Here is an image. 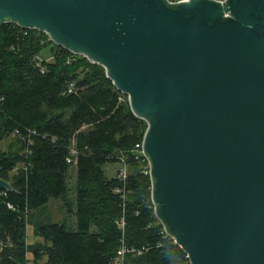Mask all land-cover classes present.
<instances>
[{
    "label": "water",
    "instance_id": "1",
    "mask_svg": "<svg viewBox=\"0 0 264 264\" xmlns=\"http://www.w3.org/2000/svg\"><path fill=\"white\" fill-rule=\"evenodd\" d=\"M11 22L128 97L155 216L191 264H264V0H0Z\"/></svg>",
    "mask_w": 264,
    "mask_h": 264
},
{
    "label": "trees",
    "instance_id": "2",
    "mask_svg": "<svg viewBox=\"0 0 264 264\" xmlns=\"http://www.w3.org/2000/svg\"><path fill=\"white\" fill-rule=\"evenodd\" d=\"M47 42L38 30L0 24V144L15 136L19 145L0 150V177L13 188L0 192V264H115L123 244L136 249L129 264H191L155 216L136 159L146 122L102 66L53 42L60 59L38 63ZM122 159L131 167L125 207L114 193L122 183L104 170ZM74 166L75 223L37 225L42 241L28 244V216L66 196Z\"/></svg>",
    "mask_w": 264,
    "mask_h": 264
},
{
    "label": "rangeland",
    "instance_id": "3",
    "mask_svg": "<svg viewBox=\"0 0 264 264\" xmlns=\"http://www.w3.org/2000/svg\"><path fill=\"white\" fill-rule=\"evenodd\" d=\"M51 45H52L51 43L47 42V46L43 50H41L40 52L41 61L46 60L49 62H55L60 59V56H57L56 54L57 52L56 48H53ZM54 51L56 52L54 53ZM18 146L19 145L16 143V137L10 136L0 144V150L1 151L16 150L18 149ZM23 166H24L23 164L19 165V167H23ZM19 167L16 168L9 175L10 179L13 178V174L17 173ZM120 168L121 165L118 162L108 163L104 166L105 173L108 177L116 176ZM75 208H76V175H75V169L71 168L68 179V190L66 196L61 200H51L48 204L34 211L32 214L28 216L27 243L35 244L38 241H42L41 238L35 235V228L37 225L43 223L46 224L63 223V222H67L69 224L75 223L76 221Z\"/></svg>",
    "mask_w": 264,
    "mask_h": 264
},
{
    "label": "built area",
    "instance_id": "4",
    "mask_svg": "<svg viewBox=\"0 0 264 264\" xmlns=\"http://www.w3.org/2000/svg\"><path fill=\"white\" fill-rule=\"evenodd\" d=\"M170 2H180L183 0H169ZM48 37V35H46ZM48 42L52 43L50 37H48ZM36 60L41 62V57L36 56ZM71 88H73V84H71ZM135 152H136V159H140L142 161V173L144 175H147L150 177V163L147 157L145 156L144 150H143V140L136 144L135 146ZM77 152L76 150H72V155H75ZM72 159L69 158L68 162H71ZM121 168L118 170L116 174V178L122 183V186H117L114 189V193L119 195L120 199L123 201V206L125 207L126 201L128 199L129 195V189L126 187L130 174H131V167L130 165L125 161V159H122L120 162ZM165 231V230H164ZM166 233V232H165ZM130 252H136L135 248H128L125 244L121 247V249L118 252L117 258L115 259V264H129L128 263V253ZM140 253V252H139Z\"/></svg>",
    "mask_w": 264,
    "mask_h": 264
},
{
    "label": "crops",
    "instance_id": "5",
    "mask_svg": "<svg viewBox=\"0 0 264 264\" xmlns=\"http://www.w3.org/2000/svg\"><path fill=\"white\" fill-rule=\"evenodd\" d=\"M72 168L75 169V175H76V167L74 166V167H72ZM75 216H76V215H75ZM27 257H28L29 260H32V254H31V253H28Z\"/></svg>",
    "mask_w": 264,
    "mask_h": 264
}]
</instances>
